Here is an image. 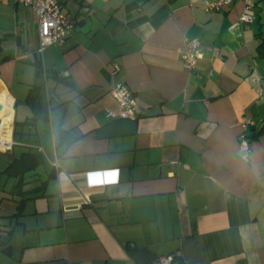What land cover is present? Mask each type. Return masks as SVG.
<instances>
[{
    "label": "crops",
    "instance_id": "1",
    "mask_svg": "<svg viewBox=\"0 0 264 264\" xmlns=\"http://www.w3.org/2000/svg\"><path fill=\"white\" fill-rule=\"evenodd\" d=\"M59 1L73 23L62 44L38 52L35 16L20 0L23 16L16 9L12 28L0 24L10 141L13 122L32 116L31 85H43L48 110L31 143L44 175L41 166L25 175L20 209L15 179L1 172L25 146L0 149V188L13 202L0 209V264H154L165 255L173 264H264V130L247 158L238 151L245 115L264 129V0L248 21L243 0L218 12L190 0ZM191 39L193 69L179 55ZM118 81L142 108L135 121L105 117L118 110ZM52 125L80 137L54 140ZM107 170L115 182L86 187L87 173Z\"/></svg>",
    "mask_w": 264,
    "mask_h": 264
},
{
    "label": "built area",
    "instance_id": "2",
    "mask_svg": "<svg viewBox=\"0 0 264 264\" xmlns=\"http://www.w3.org/2000/svg\"><path fill=\"white\" fill-rule=\"evenodd\" d=\"M22 5L30 8L35 16L36 31L38 37V52H41L44 48L62 44L68 38L73 23L64 13L59 0H20ZM233 0H190L192 5L201 4V7L208 12H218L224 7L230 5ZM254 0H243L244 12L240 19L242 21H248L250 15L247 11L253 5ZM199 42L197 39L186 40L183 46L179 50L181 61L189 68L193 69L197 60L200 58V51L198 49ZM113 73L118 70L116 65H113ZM110 95L115 100L118 110L112 111L105 109V117L108 119H122L128 121H135L142 114V108L138 104L134 95L124 82H115L110 90ZM244 132L239 137L238 151L243 159L247 158L249 152V142L246 139V131L249 127L253 126V121L245 115L243 117ZM14 145L13 141H10L6 148H10ZM53 168L57 169L59 164L54 157L51 162ZM107 171L89 172L86 174V187L97 186L102 182H115L116 179L107 180L109 175ZM105 177V179H104ZM174 261L172 255H165L159 257L154 264H172Z\"/></svg>",
    "mask_w": 264,
    "mask_h": 264
},
{
    "label": "trees",
    "instance_id": "3",
    "mask_svg": "<svg viewBox=\"0 0 264 264\" xmlns=\"http://www.w3.org/2000/svg\"><path fill=\"white\" fill-rule=\"evenodd\" d=\"M6 58L8 57H4L3 59ZM34 64L36 65L37 72L40 76L41 70L39 69V63L36 61ZM24 101L30 106L32 110V116L30 118L24 119L21 122H13L12 141L14 142V144H17L19 146L24 145L25 147L17 156H15L7 164V166L1 172L7 178L15 179L14 188L20 189L19 191H21L22 186L25 184V175L28 172H34L39 166L43 165L45 162V157L43 153L39 150L40 146H34V144L31 143L34 141L33 137L35 138L36 136V122L39 120L48 119V110L46 107L44 87L41 83L33 84L30 86ZM261 130L264 129H260L258 131L255 130V128L252 126L247 129L246 139L248 140L249 144L252 140L258 137V134ZM52 136L54 140H57L59 137H62V141H65L66 143H71L72 141L80 137L77 135H73L68 131H64L59 125H52ZM44 185L45 182H42L41 185L32 189L31 191H41V188L43 189ZM19 196H21V199L19 201L18 209L21 208V203L25 201L24 192L21 191L19 193ZM4 250H7V247L4 248ZM173 259L174 263L177 258L173 257Z\"/></svg>",
    "mask_w": 264,
    "mask_h": 264
},
{
    "label": "rangeland",
    "instance_id": "4",
    "mask_svg": "<svg viewBox=\"0 0 264 264\" xmlns=\"http://www.w3.org/2000/svg\"><path fill=\"white\" fill-rule=\"evenodd\" d=\"M14 1L15 0H0V24H4L5 26H8L10 28H12L14 23H15V11H16V9L19 10L20 15H22V16L24 14L22 9L25 10V8H23V6L19 2H18V4L15 5ZM8 41L10 43V41H14V40H13V38H11V40H8ZM19 114L20 113H19V107H18L17 119L20 117ZM38 124H39V127H38V129H39V140H40V142L43 143V148H44L45 152L47 154H50V151H49L50 142H49L48 136H47V134L45 135V131H44L45 129L40 130L41 126L46 127L47 122L42 121L41 123H38ZM46 133H47V130H46ZM3 160H4V158H3ZM3 163H4V161L1 160L0 161V170L4 167ZM46 167L48 170L49 167L48 166H46ZM39 171L43 172V175H44V167L43 166L39 167ZM8 187L9 186L6 185L2 189L0 188V202H1V205H0L1 208L0 209L2 211L6 210L8 207L11 208L13 206L12 201L5 199V194H7L6 192L8 191ZM6 205H8V207Z\"/></svg>",
    "mask_w": 264,
    "mask_h": 264
},
{
    "label": "bare ground",
    "instance_id": "5",
    "mask_svg": "<svg viewBox=\"0 0 264 264\" xmlns=\"http://www.w3.org/2000/svg\"><path fill=\"white\" fill-rule=\"evenodd\" d=\"M0 149H4L10 142L11 114L6 109L0 110Z\"/></svg>",
    "mask_w": 264,
    "mask_h": 264
},
{
    "label": "water",
    "instance_id": "6",
    "mask_svg": "<svg viewBox=\"0 0 264 264\" xmlns=\"http://www.w3.org/2000/svg\"><path fill=\"white\" fill-rule=\"evenodd\" d=\"M2 109V106H1V104H0V110Z\"/></svg>",
    "mask_w": 264,
    "mask_h": 264
}]
</instances>
